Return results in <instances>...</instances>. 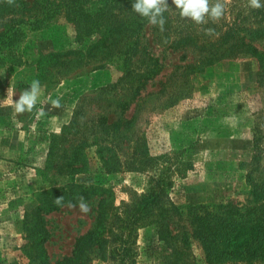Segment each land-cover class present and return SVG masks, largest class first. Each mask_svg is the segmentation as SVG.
<instances>
[{
	"label": "rangeland",
	"instance_id": "1",
	"mask_svg": "<svg viewBox=\"0 0 264 264\" xmlns=\"http://www.w3.org/2000/svg\"><path fill=\"white\" fill-rule=\"evenodd\" d=\"M109 1L113 0L87 5L101 7ZM133 2L122 0L129 6ZM170 2L172 34L188 26H207L215 30L210 37L216 38L241 21L246 26L264 25V8L250 9L247 0H224V16L205 25L181 19ZM57 7V15L48 21L32 20V26L25 23L24 2L0 7V31L10 35L0 47L5 55L0 63V264H29L25 246L33 243L35 207L79 194L73 184L88 186L90 193L83 198L90 210L81 212L79 202L73 203L75 208L64 204L58 211L43 213L50 231L45 247L51 264L69 255L77 237L95 228L101 199L107 242L102 254L95 245L88 264H170L164 256L180 246L172 235L185 223V214L180 216L176 207L204 204L216 211L218 205L233 202L245 208L252 193L264 196V76L259 74L264 71V41L256 43L262 57L245 51L203 67L184 66L193 59L191 54L183 58V50L165 53L157 46L155 52L166 57L164 69L141 91L142 99L126 106L125 117L135 113L126 121L114 116L121 111L115 107L117 98L128 86L120 76L125 70L120 58L93 61L67 76L47 72L58 68L51 51L84 50L91 43L90 38L76 41L64 9ZM36 79L42 85L39 101L46 115L37 118L35 110L17 115L11 106L13 92V99H18ZM89 81L93 85L78 99L71 119L51 130L58 109L51 101L60 100L61 86ZM103 89L109 101L103 96L88 98ZM105 116L107 122L120 121L121 134L112 136ZM103 148L111 149L105 156L115 155L113 171L102 167ZM71 163L85 166L84 171L76 172ZM167 220L171 236L165 232ZM125 246L131 252L122 263ZM115 247L119 250L112 257ZM181 262L206 264L198 240H191L188 258Z\"/></svg>",
	"mask_w": 264,
	"mask_h": 264
},
{
	"label": "trees",
	"instance_id": "2",
	"mask_svg": "<svg viewBox=\"0 0 264 264\" xmlns=\"http://www.w3.org/2000/svg\"><path fill=\"white\" fill-rule=\"evenodd\" d=\"M17 1L25 3V18L27 19L25 23L27 25H34L32 20L39 18L48 21L47 19L58 14L59 9L57 6L60 5V8L64 9L66 19L71 22L75 30L76 41L82 42L86 38L91 39V43L84 50L51 51V54L58 58V68H55V71L48 70L49 74L54 72L61 76H67L81 66L89 65L93 61L104 62L120 58L123 69H125L120 76L128 80V86L124 87L122 96L117 98L116 106H114L120 108L121 111L114 113V116L126 121L132 120L135 114L130 118L125 117L126 106H130L138 97L142 99L141 91L145 90L149 82L164 69L166 57L165 55L160 57L155 52L157 46H163L165 53L167 49L173 51L183 50L182 56L187 59H190L191 54L193 60L184 65L187 67L207 66L212 62L227 59L245 51L263 56V52L256 45L258 41H264L263 24L256 27L246 26L241 21L237 27H232L231 30L220 33V36L216 38L205 35L202 29L194 26L182 28L176 34L174 32L172 34L170 20L173 15V8L169 7V10L164 13L166 20L164 31L161 32L158 27L153 26V36L149 38L146 28L149 24L147 19L132 11V6L122 4V0L105 2L101 7L93 6L92 8H89L87 4L90 2L98 4L99 0ZM1 2H5V0L0 1V7L9 5L6 2L5 4ZM170 3V0H168L169 5ZM9 41L10 35L7 34V31H0V47L6 45ZM1 52L3 53V51H0V63L5 59V55ZM132 64L136 67L130 69V66H133ZM105 66L106 64L97 68ZM177 67L180 68L181 65ZM259 74L264 76V71L259 72ZM104 91L103 89L98 93L89 95L88 98L94 99L103 96L105 100L109 101ZM149 94L146 93L145 97ZM107 121L108 117L105 116L103 122L108 123L106 127L109 131L112 130L113 137L122 133L118 119ZM106 149L111 150L103 148L99 155L103 161L102 167L106 172H110L116 169L111 166L115 155L112 153L105 156L104 151ZM70 165L76 172L85 169V166H75L76 163ZM73 187L77 191L75 194H79L63 199L61 205H57L55 200H52L49 201L48 205L43 204L35 207L38 217L37 227L34 229L33 243L30 247L25 246V253L29 255V264H51L45 247V242L50 237V231L46 228L43 213L58 211L62 205L69 202L78 204L80 202L78 197L87 196L90 193L88 186L73 184ZM254 191L258 192V189H254ZM252 194L251 198H246L248 203H246L247 207L245 208L244 206L239 207L233 202L218 205L216 211L210 210L208 205L204 204L176 207L175 211L180 216L185 214L183 218L185 223L178 233L172 235L176 237L180 246L173 248L169 254L164 256L167 262L181 264V261H186L192 239L200 242L206 264H256L264 261V196L260 198L257 193ZM149 195L154 196V193H149ZM102 201L103 199L99 201V207L101 206L102 209L97 217L95 228L77 237L72 252L58 260L56 264H88L92 260V255L96 252L95 245L98 246V251L102 254L104 245L107 242V238H105L106 209L103 208ZM164 223L166 224L165 232L171 236L172 230L168 220ZM160 236L162 237L163 234L161 233ZM160 240L164 239L161 238ZM115 248L111 249L112 257L119 250ZM124 251V256L121 259L122 263L126 259L127 252H131V249L126 247Z\"/></svg>",
	"mask_w": 264,
	"mask_h": 264
},
{
	"label": "clouds",
	"instance_id": "3",
	"mask_svg": "<svg viewBox=\"0 0 264 264\" xmlns=\"http://www.w3.org/2000/svg\"><path fill=\"white\" fill-rule=\"evenodd\" d=\"M9 5H13L15 0H5ZM172 4L175 5V9L178 10V14L181 19L191 20L196 25H205L209 21L216 23L219 21L225 13L224 0H172ZM246 7L250 9L264 8V4L261 0H247ZM169 10L168 0H134L132 3V11L138 14L142 18H146L148 23L152 26L159 28L161 32L164 31V25L166 20L164 13ZM205 35H214L215 30L212 28L202 29ZM15 92H13L11 98V106L13 111L17 115L24 113H32L36 111L37 118L46 115L44 108H37V103L42 95V85L38 79L33 80L28 89H24L20 92L18 99H13ZM51 105L54 108L61 107L59 99L52 100ZM79 209L83 213H87L90 209L83 197H78ZM63 202V196L55 198V203L61 205ZM69 208H75L77 205L69 202L67 205Z\"/></svg>",
	"mask_w": 264,
	"mask_h": 264
},
{
	"label": "crops",
	"instance_id": "4",
	"mask_svg": "<svg viewBox=\"0 0 264 264\" xmlns=\"http://www.w3.org/2000/svg\"><path fill=\"white\" fill-rule=\"evenodd\" d=\"M93 82L89 81L82 84L78 82L66 83L60 88V102L61 107H59L53 114L51 122V130H58L64 123H67L74 112V109L77 105L78 99L84 95L90 87H92ZM64 89L66 91H64ZM43 92V90H42ZM47 93V92H46ZM71 93V94H70ZM47 98V99H46ZM45 98V101H48V97ZM37 108L43 107V101H38ZM34 118V117H33ZM26 126V124H25Z\"/></svg>",
	"mask_w": 264,
	"mask_h": 264
}]
</instances>
